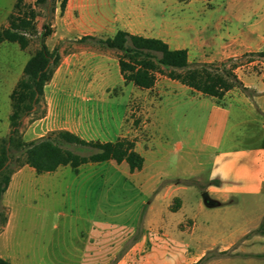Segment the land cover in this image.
I'll return each mask as SVG.
<instances>
[{
  "label": "crops",
  "instance_id": "obj_1",
  "mask_svg": "<svg viewBox=\"0 0 264 264\" xmlns=\"http://www.w3.org/2000/svg\"><path fill=\"white\" fill-rule=\"evenodd\" d=\"M183 1L187 6L197 2ZM200 1L203 2L200 8L204 15L202 19L185 14L177 19L156 21L144 9L141 0H67L62 13L79 12L82 19L73 25L76 30L87 28L112 35L123 29L160 38L170 48H185L191 62V59L220 61L264 48V0H222L221 4L215 0ZM253 62L255 65H251ZM59 67L60 61L43 87V115L31 122L27 121L28 115L22 118L23 140L35 139L55 129L69 130L85 140L129 137H87L70 128L60 127L59 124L67 121L73 112L69 107L74 106L75 96L73 92L68 94L71 83L69 66L63 69L62 75ZM263 69V58L237 65L234 72L250 93L232 87L219 99L191 90L179 82L182 88L180 97L171 91L163 103L159 100L151 108L150 119L144 124L147 127V148L140 149L137 137H129L134 139V149L143 156V165L138 170L128 169L131 178L127 181L129 188H126L139 197L134 216L140 205L148 201L147 227L163 230L165 253L170 256L165 264H194L205 258L209 251L217 254L204 264L264 263V231L247 235L264 219ZM20 75L17 73L10 79L8 89L7 83L3 84L2 92L0 88V100L5 105L7 95L9 97ZM161 76L165 75H157L154 85L147 89L156 86ZM169 80L167 84L172 86L177 81ZM1 81L0 87L2 82H7ZM65 91L68 95L62 100L61 95ZM189 91L192 94H188ZM181 100L185 103L182 116H190V126H185L183 139L171 143L168 139L172 138L174 130L171 124L173 109L169 105ZM9 112L5 110L3 118L0 117V136L8 133ZM163 145L170 158H158L156 153L147 167L145 152ZM184 151L194 156L195 165L200 167L197 174L171 171L176 156L180 157ZM110 160L114 161H105ZM105 161L82 163L76 171L69 165H60L53 171L42 173L35 172L28 164L16 168L0 198V204L6 210V221L0 229V258L11 264H42L46 257L50 261L48 264H107L110 241H115V250L121 247L123 229L119 233L117 231L121 228L116 226L115 237L109 238L107 221L102 220V216H107L105 208L99 204L91 212L82 205L95 189L108 192V178L95 179L90 173L82 172L86 164L99 165ZM122 162L127 166L125 161L118 164ZM204 163L208 167L202 173ZM198 170L201 171L198 173ZM187 179L193 182L185 181ZM33 203L41 213L51 212L64 217L84 215L89 224L80 234L83 240L69 244L56 260L53 259V248L48 245H29L21 240L12 243L16 209L19 206L30 209ZM81 207L85 209L84 213ZM115 264H121V260Z\"/></svg>",
  "mask_w": 264,
  "mask_h": 264
},
{
  "label": "rangeland",
  "instance_id": "obj_2",
  "mask_svg": "<svg viewBox=\"0 0 264 264\" xmlns=\"http://www.w3.org/2000/svg\"><path fill=\"white\" fill-rule=\"evenodd\" d=\"M14 1L0 0V28L7 25V16L12 10ZM221 1L215 0V3L221 4ZM53 3L56 8L52 11L51 6ZM202 3V1L197 0V2L187 6L183 0H141L144 9L156 21L161 18L177 19L185 14L202 19L204 18L200 9ZM58 4L59 0H46L45 4L37 6L39 15L35 21L38 30H41V25L44 22H50L53 27L54 32L46 38V43L50 49L55 46L58 47L60 52L58 71L60 75L67 66L71 70L69 74L71 83L68 94L73 92L75 104L73 107H69L73 109V112L69 114V119L61 122L59 126L70 128L87 137L98 136L114 139L118 135L135 136L140 141V149L147 148V127L144 124L150 119L151 108L159 100L163 103V100L169 97L166 95L171 91L176 93L177 98L180 97L182 92L180 83L175 81L173 82L175 83L174 86L172 84L168 85L169 78L161 76L157 81V85L148 90L138 89L132 83L124 82L119 73L116 50L100 48L91 42L74 40V38L87 34L106 37L110 36L111 33L96 32L87 28L76 30L74 26L77 21L82 19L79 12L74 10L71 13H60ZM36 47L37 38H32L23 50L15 42L2 41L0 43V79L2 81L7 80V82L1 81V92L5 88L4 83H7L8 89L10 79L17 73H21L24 62ZM261 59V57L253 56L251 60L244 58L240 62L247 64ZM191 60L195 61V59ZM211 62H218V60ZM251 65H255L254 62ZM68 94L67 91L62 93V100L67 98ZM188 94L192 93L189 91ZM183 104L185 103L181 100L169 105L173 109L171 124L174 130L172 138L168 139L171 143L180 140V138L183 139L186 131L184 130L185 126H190V116L186 118L182 116L183 108H185ZM41 109L45 111L43 104H41L39 112ZM5 110H7V113L10 111L8 95L6 105L3 100H0V117L3 118ZM32 117L34 115H28L27 121L31 122ZM164 147L166 146H157L155 150L145 152L144 157L147 167L155 159L156 153L158 158H170ZM12 152L14 155L19 154V151L16 150ZM186 153L187 151H184L180 157L176 156V163H173L171 171H192L193 174H197V168L200 167L195 165L194 156ZM89 165L86 164L82 172L90 173L91 177L95 179L98 177L108 178V192L105 189L99 192V189L96 190V187H93L95 190L92 192L91 197L86 198V201L83 202V207L89 208L91 212L99 204L102 208H105L107 216L106 218L102 216V220L106 219L107 221L109 238L115 237L116 226L121 228L117 231L119 233L123 229L121 247L115 250V241H110L109 248L111 250L109 249L107 264H115L119 260H121V264H165L169 262L170 256L165 253L163 230L159 228L153 230L147 227L146 209L148 201L140 205L139 211L134 216L138 208L136 199L138 200L139 197L136 192L127 189L130 185L127 184V181L131 177L126 164L124 162L118 164L110 160L99 165L94 163ZM207 167L208 165L204 163L205 170L202 173L206 172ZM200 171L198 170V173ZM185 181L193 182L192 179ZM104 195H107V197ZM251 205L253 204L251 203ZM35 206L36 203H33L30 209H24L20 206L16 209L13 218L12 243L21 240L29 245H48L53 248V259L56 260L61 257L60 254L64 252L69 244L83 240V236L80 234L89 224V219L84 215L83 217H64L51 212L41 213ZM83 207H81V211L84 213L85 209ZM253 207L255 209L254 205ZM99 218L96 220H99ZM257 231H264V219L257 229L247 235L249 236ZM134 245L136 248H132ZM216 254V251H209L205 258L194 264H204L207 259ZM174 257L173 254L172 258ZM49 262L47 257L42 260V264H48ZM235 264L240 263L236 262Z\"/></svg>",
  "mask_w": 264,
  "mask_h": 264
},
{
  "label": "trees",
  "instance_id": "obj_3",
  "mask_svg": "<svg viewBox=\"0 0 264 264\" xmlns=\"http://www.w3.org/2000/svg\"><path fill=\"white\" fill-rule=\"evenodd\" d=\"M67 0H59L58 8L63 12ZM54 2V1H53ZM46 0H15L7 16V25L0 28V43L11 41L25 49L32 38H37V47L26 59L20 77L9 93V130L0 136V198L7 187L11 173L23 164L35 172H50L60 165H69L74 171L85 162H99L113 159L125 161L129 171L143 165V156L134 149V139L118 136L114 140H85L66 129H55L45 135L25 141L21 135L22 118L26 115L41 116L43 87L50 80L60 61L58 47L50 49L46 38L53 29L50 22H44L41 30L36 26L39 11L36 8ZM54 3L51 6L53 11ZM78 42H91L100 48L114 49L117 64L124 82H131L138 88H151L157 75L177 80L191 90L199 91L217 99L232 87L250 93L237 78L234 69L242 59L258 56L264 59V48L246 52L237 57H228L218 62L189 61L185 48H170L160 38L143 36L118 29L111 36L83 35ZM262 80L264 83V69ZM13 150L19 151L18 155ZM87 151V152H82ZM6 221L5 207L0 204V229ZM0 264H11L0 258Z\"/></svg>",
  "mask_w": 264,
  "mask_h": 264
},
{
  "label": "water",
  "instance_id": "obj_4",
  "mask_svg": "<svg viewBox=\"0 0 264 264\" xmlns=\"http://www.w3.org/2000/svg\"><path fill=\"white\" fill-rule=\"evenodd\" d=\"M263 144H264V142H263Z\"/></svg>",
  "mask_w": 264,
  "mask_h": 264
}]
</instances>
